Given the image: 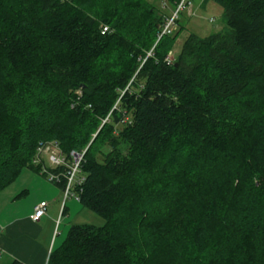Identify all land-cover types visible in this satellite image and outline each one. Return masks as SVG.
Returning <instances> with one entry per match:
<instances>
[{"label": "trees", "instance_id": "obj_1", "mask_svg": "<svg viewBox=\"0 0 264 264\" xmlns=\"http://www.w3.org/2000/svg\"><path fill=\"white\" fill-rule=\"evenodd\" d=\"M215 1L225 28L168 64L150 0H0V194L53 141L105 219L46 264H264V0Z\"/></svg>", "mask_w": 264, "mask_h": 264}, {"label": "rangeland", "instance_id": "obj_2", "mask_svg": "<svg viewBox=\"0 0 264 264\" xmlns=\"http://www.w3.org/2000/svg\"><path fill=\"white\" fill-rule=\"evenodd\" d=\"M150 1L168 16L176 13L177 23L172 27L174 33H177L171 47V52L173 54L179 52L184 40L190 33H195L203 37L225 28L222 16L223 9L215 0H183L182 4L184 3L185 5L180 8L179 6L181 4L177 7V5H174L169 0ZM45 162L48 168L52 167L47 156ZM39 178L42 180L41 184L37 181H31L34 186L33 193L22 196L15 201L13 200L15 198L14 192L22 188L24 182L23 178L20 182L18 180L17 183H14L10 188L1 193L0 196L2 197L0 200H2V202L0 203V213L8 212L10 210H27L30 205L33 204L34 200L39 197H45V199L48 200L53 194L61 196L62 200H64V191H61L55 183L50 181L48 176L44 178L40 176ZM19 192L20 190L18 193ZM67 206L70 208V213L69 216H64L63 219H58L55 234L59 233V236H57V241L55 243L54 240L56 235L54 236L52 243L54 247H58L62 243L71 225L85 223L100 227L105 224V219L103 217L92 210L83 207L78 200L73 197L67 199ZM60 222L61 226H59ZM62 233H64V235H62Z\"/></svg>", "mask_w": 264, "mask_h": 264}, {"label": "crops", "instance_id": "obj_3", "mask_svg": "<svg viewBox=\"0 0 264 264\" xmlns=\"http://www.w3.org/2000/svg\"><path fill=\"white\" fill-rule=\"evenodd\" d=\"M40 176L42 178L46 177L42 172H34L29 168L23 170L14 182L17 183L18 180L20 182L22 178L24 179L19 193L23 190L26 191V194L23 196L33 193L34 186L31 181H37L41 184L42 180H40ZM55 185L58 186L56 183ZM60 190L63 191L61 188ZM18 191L14 192V201L20 198L17 197L19 194ZM48 200L45 197H39L33 201V204L27 210H10L0 213L1 264H9L13 259H19L25 264L47 263L49 253L54 246L52 245L54 236L56 235L54 243L57 241V236H59V233L55 234L58 219H63L64 216H69L70 213V208L67 206V199L62 200L61 196L53 194ZM41 201L48 203L47 211L40 220L35 221L31 218V215L34 212V207ZM1 202L2 200H0ZM59 226H61V222Z\"/></svg>", "mask_w": 264, "mask_h": 264}, {"label": "built area", "instance_id": "obj_4", "mask_svg": "<svg viewBox=\"0 0 264 264\" xmlns=\"http://www.w3.org/2000/svg\"><path fill=\"white\" fill-rule=\"evenodd\" d=\"M184 6L182 3L179 6ZM176 13L173 14L171 18L167 21L164 30L162 32H170L172 27L175 25L174 19ZM108 31V27H103V33ZM166 62L172 64L174 62V54L170 52L166 57ZM85 155V150L82 152H77L72 150L69 154L63 152L57 142H46L40 143L37 147L35 157L33 162L37 165H41V172L46 173L50 181H60L61 178L66 180V186L64 189V200L73 197L79 200L77 195L73 194V189L76 185H80L84 178L80 173V165L82 163L83 157ZM48 157L52 168H63L61 171L53 173L49 171V168L45 165V158ZM48 203L46 201L39 202L34 207V212L31 215V218L35 221L40 220L47 211Z\"/></svg>", "mask_w": 264, "mask_h": 264}]
</instances>
